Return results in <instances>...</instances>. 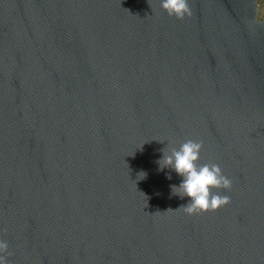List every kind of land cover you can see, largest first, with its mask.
Wrapping results in <instances>:
<instances>
[{"label":"water","instance_id":"obj_1","mask_svg":"<svg viewBox=\"0 0 264 264\" xmlns=\"http://www.w3.org/2000/svg\"><path fill=\"white\" fill-rule=\"evenodd\" d=\"M189 6L0 0L8 264H264L259 1ZM187 140L231 181L212 189L226 206L177 210L155 161Z\"/></svg>","mask_w":264,"mask_h":264},{"label":"clouds","instance_id":"obj_2","mask_svg":"<svg viewBox=\"0 0 264 264\" xmlns=\"http://www.w3.org/2000/svg\"><path fill=\"white\" fill-rule=\"evenodd\" d=\"M160 5L169 16H174L177 19H184L192 14L189 0H160ZM258 19L260 22H264V13ZM201 150V143L187 140L169 152L162 149L160 158L155 161L158 171L170 170L166 176L167 179L171 180V172L180 178L178 185L171 184L169 186L170 198L179 197L182 200L188 198L187 203L177 209L183 208L188 215L217 210L230 202L229 197L214 193L212 189L229 190L231 181L223 175L218 165L198 163ZM141 174H143V179L146 178L145 172H141L139 175ZM169 210L172 209L167 211ZM8 255V243L4 239H0V264H8Z\"/></svg>","mask_w":264,"mask_h":264},{"label":"rangeland","instance_id":"obj_3","mask_svg":"<svg viewBox=\"0 0 264 264\" xmlns=\"http://www.w3.org/2000/svg\"><path fill=\"white\" fill-rule=\"evenodd\" d=\"M259 1V13H258V17L264 13V3H262V0H258Z\"/></svg>","mask_w":264,"mask_h":264}]
</instances>
